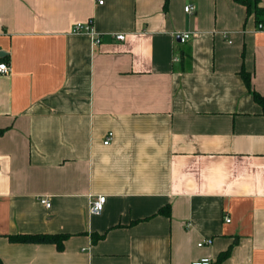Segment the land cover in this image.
<instances>
[{
    "label": "crops",
    "instance_id": "1",
    "mask_svg": "<svg viewBox=\"0 0 264 264\" xmlns=\"http://www.w3.org/2000/svg\"><path fill=\"white\" fill-rule=\"evenodd\" d=\"M100 1L0 0V264H264V11Z\"/></svg>",
    "mask_w": 264,
    "mask_h": 264
},
{
    "label": "built area",
    "instance_id": "2",
    "mask_svg": "<svg viewBox=\"0 0 264 264\" xmlns=\"http://www.w3.org/2000/svg\"><path fill=\"white\" fill-rule=\"evenodd\" d=\"M103 1L101 0L100 3ZM196 10V6L194 4H187L185 6V11L189 13H194ZM257 30L264 31V23H259L257 25ZM72 33L73 34H88L93 38L94 45H99L102 42V34L96 30L94 19L90 18L85 22H77L72 27ZM112 37H114L118 41H124L126 38L125 33H114L112 34ZM191 38L190 33H183L180 35L181 42H186ZM175 60H179V57H175ZM11 72V65L7 62H0V74H10ZM113 138V132H109L106 136V140L104 141L105 144H109ZM107 196L104 194H100L98 196H94L91 199L90 202V212L91 214H100L106 204ZM42 203L45 204L47 207L51 206L50 200L45 198L42 199ZM231 219L228 218L227 222H230ZM213 243L212 238H204L199 243V247H203L205 245H211ZM193 264H213V259L211 257H203L195 262Z\"/></svg>",
    "mask_w": 264,
    "mask_h": 264
},
{
    "label": "trees",
    "instance_id": "3",
    "mask_svg": "<svg viewBox=\"0 0 264 264\" xmlns=\"http://www.w3.org/2000/svg\"><path fill=\"white\" fill-rule=\"evenodd\" d=\"M236 2L246 6L248 16L256 15L260 11H264V8L260 5V0H235ZM169 0H166L165 7H167ZM241 76L243 77L245 84L249 91L253 94V97L257 103H259L264 109V95L256 91L252 84V74L246 70H241ZM69 234L66 233H36V234H11L8 236L9 240L14 243H34V244H55L59 249H63L64 242L68 239ZM230 249L221 253L218 257L220 262L229 256Z\"/></svg>",
    "mask_w": 264,
    "mask_h": 264
},
{
    "label": "water",
    "instance_id": "4",
    "mask_svg": "<svg viewBox=\"0 0 264 264\" xmlns=\"http://www.w3.org/2000/svg\"><path fill=\"white\" fill-rule=\"evenodd\" d=\"M1 54H3V53H1Z\"/></svg>",
    "mask_w": 264,
    "mask_h": 264
}]
</instances>
